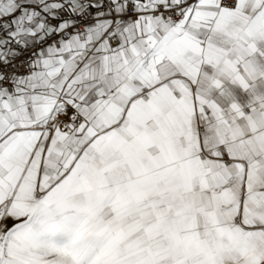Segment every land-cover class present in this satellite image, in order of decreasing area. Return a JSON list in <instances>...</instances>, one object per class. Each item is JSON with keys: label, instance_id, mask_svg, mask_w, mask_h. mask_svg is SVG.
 I'll return each instance as SVG.
<instances>
[{"label": "snow or ice", "instance_id": "1", "mask_svg": "<svg viewBox=\"0 0 264 264\" xmlns=\"http://www.w3.org/2000/svg\"><path fill=\"white\" fill-rule=\"evenodd\" d=\"M0 264H264V0H0Z\"/></svg>", "mask_w": 264, "mask_h": 264}]
</instances>
